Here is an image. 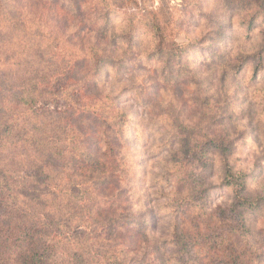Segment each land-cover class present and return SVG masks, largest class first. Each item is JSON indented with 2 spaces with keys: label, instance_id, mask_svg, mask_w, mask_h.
I'll return each instance as SVG.
<instances>
[{
  "label": "rangeland",
  "instance_id": "obj_1",
  "mask_svg": "<svg viewBox=\"0 0 264 264\" xmlns=\"http://www.w3.org/2000/svg\"><path fill=\"white\" fill-rule=\"evenodd\" d=\"M45 1L0 4V126L26 121L42 139L26 142L30 157L0 155V213L7 189L33 196L61 180L64 166L65 186L88 182L91 171L71 168L73 154L96 126V155L109 158L110 115L125 113L134 212L146 214L149 245L162 244L148 263L264 264V0H85L82 9ZM28 79L34 107L18 100ZM188 145L206 155L185 160ZM42 165L52 176L45 183L34 178ZM228 165L244 187L227 184ZM239 196L254 205H235ZM74 214L72 226L81 220ZM184 225L187 247L172 241Z\"/></svg>",
  "mask_w": 264,
  "mask_h": 264
},
{
  "label": "trees",
  "instance_id": "obj_2",
  "mask_svg": "<svg viewBox=\"0 0 264 264\" xmlns=\"http://www.w3.org/2000/svg\"><path fill=\"white\" fill-rule=\"evenodd\" d=\"M41 1L43 4L46 3L45 0ZM22 2L24 0H1L0 4L7 3L10 6L11 3L15 5ZM60 2L61 0L56 5H59ZM69 2L71 6L82 9L85 0H69ZM256 2L260 3L257 0ZM62 3L65 8V2ZM254 8L255 6L251 5V9ZM257 14L260 15L259 12H255L252 19ZM25 22V20H21V23ZM109 23L108 15L101 29L106 31ZM40 35H42V30H37L35 36L39 37ZM132 36H130L132 39L129 43L127 42L128 50L132 49L133 43H135L134 34ZM154 51L163 54L162 49L156 51L154 48ZM169 62H172L171 58H169ZM34 85L33 80L28 79L19 93L18 100L25 106L34 107L37 102V98L33 94ZM125 116V113L119 112L110 115V117H114V122L117 125L110 126L106 131L105 145L109 150V158L104 159L102 156L96 155L97 146L101 147L100 142H97L96 145V142L91 138L97 132L96 126L86 132V136L88 134L87 137H90L87 140L89 143L86 150L83 149L81 153L73 154L71 168L75 173L81 171V174L83 171H91L88 182L81 183L80 179L79 182L65 186L66 169L64 166L56 172L61 180L52 183L54 186L47 184L43 191L37 192L33 196L22 194L21 197L11 189H7V193L3 192L10 200H7L6 209H2L0 213V264H149L148 259L144 256H147L149 249L153 246H157L160 250L162 244L149 245L151 238L146 233L148 226L145 219L146 214L143 211L138 212V210L134 212L136 205L134 199L130 197L133 187L122 129ZM37 130V128L28 125L26 121L20 122L19 119L9 121L6 127L0 126V155L6 157L3 161L12 160L17 154L22 158L30 157L29 152L23 151V147L30 140L42 141L40 137L37 138ZM40 145L44 146L46 143H40ZM198 146L203 145L196 142L193 147L197 148ZM186 147L187 145L183 150ZM188 147L187 154L189 155L185 160L189 161L194 152L199 159L201 155H206L203 150L196 152L197 150L192 146L188 145ZM57 149L60 153L63 147ZM228 149H230L229 146H225V153ZM37 171L38 175L34 177L35 179L41 174L43 182L52 177L46 165H42L41 169L38 167ZM75 173L72 176L78 178ZM241 179L228 165L226 169L227 184H238L244 187V182ZM79 184L83 185L82 189L79 188ZM76 192H82V194L78 193L77 195ZM105 192H107L106 195ZM63 197L74 200L72 203L63 204ZM174 198L176 210L180 207L183 208V199L187 196ZM238 198L235 203L237 206L254 205L246 197L239 196ZM82 209H84L83 212ZM185 209L187 208L185 207ZM77 212H79L81 220L72 226L74 213ZM208 216L207 223L211 224L216 213H210ZM96 218L100 219V222H94ZM199 219L205 221L204 217ZM90 221L92 222L90 223ZM83 226L89 227L90 231H81ZM196 226H201L200 220L196 222ZM224 227V225L216 227L218 233L222 234ZM218 228H222L223 231ZM186 229L184 225L181 230L175 232L176 238L172 241L177 246L185 244L187 247L185 233L188 231ZM60 230L62 232L58 233ZM66 230H69L73 235L69 236L68 233L66 235ZM82 234H85L82 240L92 239L90 246L82 243L80 238ZM121 234L124 235V238L121 237ZM130 254L134 255L129 256ZM135 254H141L143 257L136 258Z\"/></svg>",
  "mask_w": 264,
  "mask_h": 264
}]
</instances>
